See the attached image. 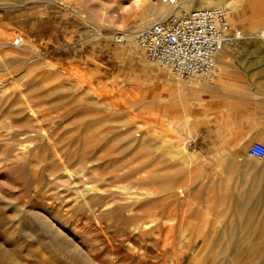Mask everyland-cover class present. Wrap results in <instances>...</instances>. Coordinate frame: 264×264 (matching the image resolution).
Returning <instances> with one entry per match:
<instances>
[{"label":"rangeland","instance_id":"rangeland-1","mask_svg":"<svg viewBox=\"0 0 264 264\" xmlns=\"http://www.w3.org/2000/svg\"><path fill=\"white\" fill-rule=\"evenodd\" d=\"M150 2L0 0V264H17L14 255L21 264H76L55 251L62 239L92 264H224L233 253L216 238L231 220L244 225L232 198L264 168L247 157L253 143L264 145V42L252 38L264 30V18L256 23L264 0L242 10L245 26L232 23L249 39L231 49L227 80L220 71L213 85L178 80L139 56L136 36L155 19ZM142 13L151 22H139ZM117 34L135 36V47L116 44ZM230 105L237 122L219 129ZM79 156L84 162L64 169ZM166 187L179 192L142 194ZM137 197L142 212L123 217L142 221H111L119 202ZM151 216L166 222L140 237L154 228ZM262 218L264 207L235 241L262 250ZM30 230L46 246L26 237Z\"/></svg>","mask_w":264,"mask_h":264},{"label":"built area","instance_id":"built-area-1","mask_svg":"<svg viewBox=\"0 0 264 264\" xmlns=\"http://www.w3.org/2000/svg\"><path fill=\"white\" fill-rule=\"evenodd\" d=\"M175 3L177 0H162ZM233 11L226 7L195 9L171 15L143 29L136 36L139 56L150 64L167 69L178 80L212 84L219 77V58L224 50L237 47L249 38L232 25ZM264 42V30L252 37ZM114 42L124 45L127 36L117 34ZM23 37L13 41L15 47ZM249 159L264 160V145L255 142L248 149Z\"/></svg>","mask_w":264,"mask_h":264},{"label":"bare ground","instance_id":"bare-ground-1","mask_svg":"<svg viewBox=\"0 0 264 264\" xmlns=\"http://www.w3.org/2000/svg\"><path fill=\"white\" fill-rule=\"evenodd\" d=\"M151 2L147 5V10H145V12H153L155 14V19H153V23L158 22V21H162L165 18H168L171 15H180L181 14V10H185L186 12H189V10H195V9H205V8H209V9H213V8H218V7H226L229 8L233 11V18L232 19V23L233 24H237L239 26H245V22L249 21V17L247 15L246 10L242 11L244 8H246L249 4L250 6L254 5V0H239V1H231V0H182L179 1L178 0L175 3H167V5H163V4H156L154 0H150ZM162 1V0H161ZM249 1V2H248ZM5 2V1H3ZM50 2H54V0H50ZM56 3V2H55ZM148 3V2H147ZM163 3V1H162ZM199 4L200 6L197 7V5L194 6V4ZM59 5H62V3H57ZM252 4V5H251ZM5 5V4H4ZM3 5V6H4ZM145 7V5H144ZM242 7V9L240 10V8ZM256 7H257V3H256ZM254 8V7H253ZM250 10V9H249ZM248 10V11H249ZM253 10V9H252ZM264 10V9H261ZM77 16L84 18V16L82 15V12H79V10H72ZM144 13V11H142ZM142 13V14H143ZM260 12L257 11V13L255 12V14H258ZM147 15H144L142 17V21L139 22H143V23H149L150 18L148 15V13H146ZM253 15V16H254ZM256 16V15H255ZM254 16V17H255ZM251 17V16H250ZM264 17H262L258 22H256L257 24H259V22H261L263 20ZM258 20V19H257ZM255 21V20H254ZM151 22V21H150ZM255 23V24H256ZM141 24V23H140ZM254 23L251 24L252 27L255 26ZM149 26H147L146 28H148ZM251 27V28H252ZM145 28V29H146ZM245 32V31H244ZM258 32V31H257ZM136 34V33H135ZM134 33L131 34L135 35ZM246 35H248V33H245ZM248 41V40H247ZM246 41V42H247ZM244 43V42H243ZM241 44V43H240ZM239 44V45H240ZM126 45H128V49H132L133 47H135V36L134 37H130L129 40L126 42ZM238 45V46H239ZM237 46V47H238ZM237 47L231 48V49H236ZM231 49H227L224 50V52L221 54L220 58H219V73L224 72V81L227 80V75L230 72L231 69V62H230V58L233 55L231 52ZM239 50V49H238ZM237 50V51H238ZM35 56L37 57L38 55L35 53ZM34 56V57H35ZM221 69V70H220ZM168 75V74H167ZM166 75V76H167ZM213 85V84H210ZM217 86H219L218 84H215ZM26 108V107H25ZM66 151V148H64V152ZM63 152V153H64ZM62 154V152H61ZM66 154V153H64ZM69 155V154H68ZM72 155V154H71ZM58 156V154H57ZM84 162V157L83 156H79L76 157V159L74 160H69V161H64L62 162L64 169L68 170L67 168L73 164H78V163H82ZM251 173L254 174V177H252V185L249 187H244L235 198H232V201L235 205L236 208V212L238 213V216L243 215L245 216V223H243L244 225L241 227H237L236 225H234L233 222H235L234 220H231L229 225L225 228V230H223V233L219 234V236L216 238V243L217 244H221L223 242V240L225 238H227V244L229 248H232V252L228 254V256L224 257L222 260H220L221 263L224 264H228V263H233L234 261H238L240 264H264V247L262 250H257V247L252 246L250 248L248 247H243L246 244V241L243 239H240L239 242L235 241V237L237 235L238 232H240L242 235H244L243 233L247 231V229L252 226V223L254 221L255 215L257 214L258 210L262 207H264V198L262 196H260L259 192L261 190H264V168H254L252 169ZM139 184H141V181H138ZM76 184V183H75ZM170 185V184H169ZM176 191H178V188ZM174 188H163L161 189V191H153L151 189L147 190L146 192H143L142 194L144 196H152V195H157L159 196V194L161 193H168V192H172L175 191ZM179 192V191H178ZM141 194V195H142ZM173 195V194H172ZM171 195V196H172ZM140 196V194H139ZM160 196H164V195H160ZM170 196V194H169ZM176 196V194H175ZM166 197V195H165ZM168 197V196H167ZM136 200V201H134ZM134 203L133 205H127V203H121L119 202L121 205H119L118 209L115 210L114 212L116 213L115 216L111 217L109 216V218H113V220L111 219V221L115 222L114 219L118 220H122L124 221V224L128 223H133L132 221H142L139 218L141 217H135L137 213L142 212V208L140 207H136L135 204H137V201L140 200L139 197H137V199H134ZM158 200V199H157ZM169 200V199H168ZM90 201V200H88ZM114 202V201H113ZM96 203V202H95ZM81 205V204H80ZM107 209H109L110 204H106ZM90 206V205H89ZM145 206V205H144ZM104 207V206H102ZM86 208V207H85ZM92 207H88L89 211L91 210ZM95 209V208H94ZM144 209H146V206L144 207ZM147 209H149V207H147ZM170 209V208H169ZM151 210V209H149ZM168 210V209H167ZM166 210V211H167ZM117 211H119L117 213ZM144 211V210H143ZM127 212H131L134 213L135 216L130 217L128 216L127 218H124L123 216L127 213ZM155 212V211H154ZM168 212V211H167ZM56 213V212H55ZM50 214V213H49ZM166 214V213H165ZM94 215V214H93ZM149 215V214H148ZM44 216V215H43ZM95 217V216H94ZM173 217V216H172ZM58 218V217H57ZM151 220L149 221L150 223L155 222V226L154 228L149 229V231H146L145 229L139 231V228L135 227L139 232H140V237H146V235H148L149 233H154V231L161 229V224L162 222H166L165 218L162 220H158V217L155 216H151L150 217ZM182 218V217H181ZM241 217H239L240 219ZM244 218V217H243ZM49 219V218H48ZM55 219V218H54ZM263 219V218H262ZM30 220V219H29ZM219 220V219H218ZM95 221V220H94ZM158 221V223H157ZM241 222V221H240ZM117 223V222H116ZM115 223V224H116ZM114 224V223H113ZM147 223L145 222L143 224L146 225ZM240 224V223H239ZM136 225V224H135ZM138 225V224H137ZM136 225V226H137ZM140 225V224H139ZM225 225V224H224ZM263 225H264V219H263ZM130 227V226H129ZM132 227V226H131ZM134 227V226H133ZM141 227V225H140ZM177 227V226H176ZM52 230V228H50V226L48 227V232H50ZM53 231V230H52ZM86 232V231H85ZM157 232V231H156ZM155 232V233H156ZM160 232V231H158ZM240 235V234H239ZM53 236L55 238H58L59 235L57 233L53 234ZM26 237H29L30 239H32L34 242H36L37 244H40L42 246H46V241L42 238L41 234L37 231L34 230H30L28 231V234L26 235ZM225 237V238H224ZM250 239V238H249ZM256 239V238H255ZM177 241V240H176ZM255 244L257 241H253ZM59 245L55 246V251L56 252H68V254L71 255V257L75 258V259H79L78 262H76V264H92V262L84 255V253L77 249L75 246L70 245L68 243V241H64L63 239L60 240ZM196 245V244H195ZM136 248V247H135ZM1 253L6 255V252L4 249L1 250ZM226 255V254H225ZM7 256V255H6ZM15 257V255H14ZM13 256L10 257L9 259L11 261H13L14 263L17 264H21L22 262H20L19 259L14 258ZM70 257V258H71ZM36 261L38 260V257H36ZM210 258V257H209ZM66 259V257H65ZM219 260V259H218ZM215 260L213 262V264H218L219 261ZM51 262V261H50ZM49 261H45V264H50ZM52 263V262H51ZM74 259L71 260L70 264H74ZM97 263V262H96ZM36 264H39L38 262H36Z\"/></svg>","mask_w":264,"mask_h":264},{"label":"crops","instance_id":"crops-1","mask_svg":"<svg viewBox=\"0 0 264 264\" xmlns=\"http://www.w3.org/2000/svg\"><path fill=\"white\" fill-rule=\"evenodd\" d=\"M233 108V109H232ZM226 115L224 117V119H222V117H219L218 119V124H219V129H221V125L225 124L227 122H232V123H236L237 122V114H236V110L234 109V106H229L226 108ZM251 139H256L258 138V132H252L251 134Z\"/></svg>","mask_w":264,"mask_h":264}]
</instances>
